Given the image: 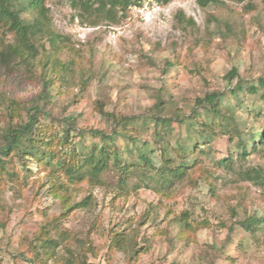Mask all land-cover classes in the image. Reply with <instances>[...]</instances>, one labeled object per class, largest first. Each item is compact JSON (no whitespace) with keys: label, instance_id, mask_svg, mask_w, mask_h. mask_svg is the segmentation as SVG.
I'll return each mask as SVG.
<instances>
[{"label":"rangeland","instance_id":"374dc122","mask_svg":"<svg viewBox=\"0 0 264 264\" xmlns=\"http://www.w3.org/2000/svg\"><path fill=\"white\" fill-rule=\"evenodd\" d=\"M132 1L135 4L124 16L118 14L116 24L98 20L92 25L81 20L67 0H46L52 28L62 42L56 56L63 64L59 81L49 87L48 104L40 103L54 120H43L51 127L52 137L61 138L68 118L80 131L110 132L112 124L97 112L96 103L106 113L132 118L152 112L155 102L162 100L165 107L188 116L196 98L225 93L239 81L246 87L264 80V0H218L204 7L198 0ZM38 45L42 62L34 61L30 73L17 60L6 66L0 63V94L27 105L38 98L40 75L50 67L44 56L50 52L48 42L41 39ZM232 69L237 77L225 79ZM262 94V90L245 94L248 109L264 112ZM195 110L202 114L199 122L213 130L212 140L198 144L190 155L201 172L177 169L181 158L175 148L171 151L177 124H170L169 147L160 149L155 144L154 123L149 121L142 130L132 121L127 130L139 131L157 156L145 183L133 176L121 185V176L109 169L96 186H68L69 199L64 204L48 192L45 172L31 162L27 161L31 171L27 176L18 170L25 179L15 182L1 175L0 264H60L62 247L71 248L77 261L86 264H264V223L254 233L239 225L247 217H264V185L241 176L251 170L264 176V144L239 161L232 153L237 138L228 140L229 125L220 118L212 120L200 108ZM0 113L5 115L4 107ZM21 115L26 121V114ZM262 115L258 125L244 129L245 141L257 130H262L264 138ZM236 116L251 126L248 114L237 112ZM69 142L67 150L75 143L89 152L99 139L90 135L80 139L74 132ZM116 142L124 148L123 139ZM229 156L228 170L213 162ZM88 196L89 206L62 216ZM182 213H188L193 222L188 238L178 235ZM48 229L46 236L59 242L60 249L54 258L37 257L30 246ZM128 238L138 251L134 257H130L131 248L115 247L117 240Z\"/></svg>","mask_w":264,"mask_h":264},{"label":"trees","instance_id":"16d2710c","mask_svg":"<svg viewBox=\"0 0 264 264\" xmlns=\"http://www.w3.org/2000/svg\"><path fill=\"white\" fill-rule=\"evenodd\" d=\"M226 1L242 2L244 0ZM67 2L70 8L78 13L81 20H87L92 25H96L98 20L116 24L118 19L125 15L127 9L135 4L132 0H67ZM197 2L201 7H204L217 3L218 0H198ZM118 14L121 16L118 17ZM23 15L26 16L25 19L22 17ZM51 22L46 0H0V63L2 65L6 66L8 62L17 60L25 67V71L30 73L34 61L42 62L41 58L43 57L38 58L40 48L38 41L45 39L50 46V52L44 55L46 64L49 62L50 67L47 73L42 71L40 75L41 91L37 95V99L27 105L9 98L4 92L0 94V108L4 107L6 110L5 115L0 113L4 119V125L0 126V176L4 174L10 181L15 180V182L21 178L25 179L27 174L31 173L27 167V163L31 162L36 165V168L45 172L48 179V192L53 197L61 199L64 204L69 199L68 186L80 183L96 186L100 184L101 175L109 169H114L121 176L119 180L121 185H125L127 178L133 176L145 183L147 179L151 178V172L155 168L154 159L157 156L148 141L141 140L139 131L127 130V126L132 121L138 122L142 130L147 128L149 121L153 122L155 144L160 149L169 147L167 138L171 132L170 124H177L179 126L178 136L174 143L175 146L171 147V151L175 148L181 158L177 169L188 168L193 171L192 173L201 172L190 155L195 152L198 144L212 140L213 130L199 122L198 119L202 114L195 108H200L208 114L206 116L210 115L212 120L220 118L229 125L232 134L228 140L233 142L234 137L237 138V142L232 143L234 145L232 153L236 154L239 161H245L251 152L256 151L259 145L264 144L262 130L250 134L246 141L242 138L244 129L247 132L249 128L258 125L261 116H263L264 112L260 108L248 109L244 103L245 94L255 95L259 90H262L264 96L263 79L258 81L257 86L252 84L245 87L239 81L225 93L214 92L196 98L195 108L188 116L180 114L177 109L165 107L162 100L155 102L152 112L132 118L116 117L106 113L101 104L96 103L97 112L112 124L110 132L93 129L80 131L75 127L74 119L68 118L65 120L68 128H62L61 138L52 137L48 132L51 127L44 121L54 120L40 105L41 101L44 105L48 104L49 87L59 81V69L63 67L56 56L62 42L60 35L52 28ZM236 77V69H232L225 79L232 81ZM242 92L244 94H241ZM225 99H231L232 103H225ZM21 112L26 114V121H23ZM237 112L246 113L253 119L250 127L244 122L241 123V119H237ZM15 118L20 121L15 123ZM192 129L195 131L190 132ZM74 132L80 139L85 135L98 138L99 143L93 144L89 152H85L82 145L78 148L75 143L70 150H67L66 148L71 144L69 137ZM119 138L124 140L122 149L116 142ZM231 161L232 157L229 156L213 162L216 166H223L224 170H228ZM19 168L26 173V176H18ZM203 174L206 176V172ZM199 176H202V173ZM241 176L245 180L264 185V176H261L258 171L244 172ZM91 201V196L84 198L74 207H68L62 216H67L72 210L86 208ZM178 219L180 224L178 235L188 238L193 223L189 214L182 213ZM263 223L264 217H247L239 225L245 232L254 233ZM199 226H204V223ZM48 232L49 229L42 232L41 236L35 238L37 244L30 246L37 257L54 258L56 251L60 249L59 242L57 243L46 236ZM130 242L129 238L126 241L117 240L115 247L120 249L124 245L131 248L130 257H134L138 251L132 247ZM62 249L63 253L60 254L58 260L60 264H86L84 261H77L76 254L71 248L62 247ZM143 251L146 252L145 249Z\"/></svg>","mask_w":264,"mask_h":264}]
</instances>
